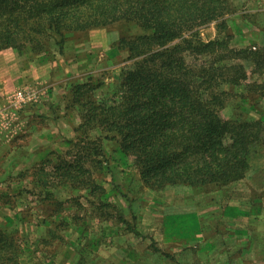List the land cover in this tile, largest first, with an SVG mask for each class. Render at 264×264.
I'll list each match as a JSON object with an SVG mask.
<instances>
[{
	"label": "rangeland",
	"instance_id": "rangeland-1",
	"mask_svg": "<svg viewBox=\"0 0 264 264\" xmlns=\"http://www.w3.org/2000/svg\"><path fill=\"white\" fill-rule=\"evenodd\" d=\"M229 2L231 13L196 33L223 46L195 62L225 64L233 49L249 55L241 60L246 80L227 87L222 114L264 129V0ZM151 34L119 20L68 31L62 47L48 37L45 60L0 50V67L13 68L0 83V227L19 245L17 264H264L263 130L241 179L157 189L118 137L102 138L96 123L80 127L87 110L74 88L87 84L83 97L101 101L121 96L135 69L129 42ZM20 88L36 92L23 109L12 105ZM85 135L92 143H75ZM84 152L89 161L80 163ZM69 162L86 171H69ZM229 205L247 214L228 219Z\"/></svg>",
	"mask_w": 264,
	"mask_h": 264
},
{
	"label": "trees",
	"instance_id": "trees-1",
	"mask_svg": "<svg viewBox=\"0 0 264 264\" xmlns=\"http://www.w3.org/2000/svg\"><path fill=\"white\" fill-rule=\"evenodd\" d=\"M231 12L229 0H0V50L12 47L45 60L48 37L62 47L68 31L138 22L152 34L129 42L135 69L127 72L122 95L101 101L83 97L87 84L74 88L87 110L80 127L96 123L102 138L118 137L122 152L135 157L150 187L228 182L243 177L264 131L257 128L259 120H231L222 114L227 87L246 80L241 60L250 56L228 50L231 56L220 65L215 60L198 64L195 58L216 56L223 42H206L196 33ZM153 45L159 48L153 50ZM88 138L75 143L86 146L92 143ZM84 153L80 163L89 161ZM72 168L86 171L69 162L68 170ZM18 258L19 245L0 227V264H17Z\"/></svg>",
	"mask_w": 264,
	"mask_h": 264
},
{
	"label": "crops",
	"instance_id": "crops-1",
	"mask_svg": "<svg viewBox=\"0 0 264 264\" xmlns=\"http://www.w3.org/2000/svg\"><path fill=\"white\" fill-rule=\"evenodd\" d=\"M10 68H11V70L13 69L12 68V65H8V66H5V67H3V66L0 67V83H2L3 80L4 81L6 80L4 78L10 76V74L12 73V71L10 70ZM18 71H19V69H18ZM19 72H22V71H19ZM20 78H21V76H20ZM20 78L18 79V81H20ZM0 85H2V84H0ZM1 87L3 88L4 85H2ZM225 213H226L225 214L226 215L225 217L228 218V219H235V218H238V217L241 218V215H246L247 214L246 210H244L240 205L239 206H235V205H229V206H227L225 208ZM243 251H244V254L243 255L250 253V255H253L254 257L256 256V254H254L255 251L253 250V248L252 249H250V248H247L246 249L245 248V249H243Z\"/></svg>",
	"mask_w": 264,
	"mask_h": 264
},
{
	"label": "built area",
	"instance_id": "built-area-1",
	"mask_svg": "<svg viewBox=\"0 0 264 264\" xmlns=\"http://www.w3.org/2000/svg\"><path fill=\"white\" fill-rule=\"evenodd\" d=\"M35 93L36 92L28 88L18 89L15 93L12 105L17 109H23L27 104L34 100Z\"/></svg>",
	"mask_w": 264,
	"mask_h": 264
}]
</instances>
